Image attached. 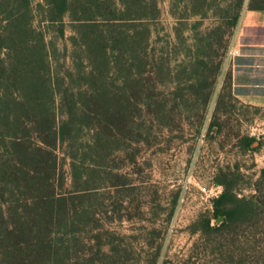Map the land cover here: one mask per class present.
I'll list each match as a JSON object with an SVG mask.
<instances>
[{"label": "trees", "instance_id": "16d2710c", "mask_svg": "<svg viewBox=\"0 0 264 264\" xmlns=\"http://www.w3.org/2000/svg\"><path fill=\"white\" fill-rule=\"evenodd\" d=\"M229 1L232 29L247 2L264 12V0ZM160 15L159 0H0V264H128V246L103 222L128 191L112 160L151 142L154 127L175 123L182 108L203 121L222 65L212 49L223 36L198 32L189 43L183 16L170 45L187 52L157 51L152 25ZM42 24L57 25L62 38L73 28L64 72ZM166 82L180 84L170 97L159 91ZM219 112L220 102L211 131L223 128ZM261 145L256 136L241 138L243 150ZM61 148L71 161L69 191ZM229 169L217 176L223 191L213 200L224 218L217 225L207 218L204 229L239 242L240 264H264V167L250 195L237 190L240 166L238 178Z\"/></svg>", "mask_w": 264, "mask_h": 264}, {"label": "rangeland", "instance_id": "374dc122", "mask_svg": "<svg viewBox=\"0 0 264 264\" xmlns=\"http://www.w3.org/2000/svg\"><path fill=\"white\" fill-rule=\"evenodd\" d=\"M229 4V0H159L161 15L152 25V42L157 51H170L179 57L187 52L185 44L170 45L175 36L176 16H183L186 19L181 28L185 37H190L189 43L198 32L201 37L216 30L218 39L223 36L212 49L213 57L222 59V65L203 121L195 112L182 108L175 123L154 127L157 137L151 142L134 144L112 160V164L120 165V181L129 182V192L123 206L117 196L121 207L111 213L113 218L106 217L103 222L116 241L128 246V264H240V243L225 241L203 226L207 218L212 219L213 225L219 223L213 200L223 191V186L216 182L222 170L227 172L230 167L234 178H238L239 165L243 175L238 179L237 190L250 195L264 167V111L257 112L242 103L260 107L264 104L247 103L235 93L232 65L237 59L230 58V50L237 28L232 29L226 18ZM247 8L248 2L242 12ZM195 9L201 10V14L194 15ZM42 19L38 16L36 23L40 24ZM42 25L48 39L58 46L53 52L55 67L64 72L71 64L73 28L68 25L62 38L57 25ZM192 50L196 52L197 48ZM166 83L159 85V91L161 96L170 97L180 84ZM219 102L220 112L216 116L223 128L211 131L210 123ZM246 134L256 136L262 142L260 148L243 150L241 138ZM64 152L61 148L60 161L64 189L69 191L73 189L71 161ZM131 152H137L136 159Z\"/></svg>", "mask_w": 264, "mask_h": 264}, {"label": "crops", "instance_id": "0c3cea01", "mask_svg": "<svg viewBox=\"0 0 264 264\" xmlns=\"http://www.w3.org/2000/svg\"><path fill=\"white\" fill-rule=\"evenodd\" d=\"M231 49L236 95L252 104H264V12L243 10ZM256 80V81H255ZM262 80V81H259Z\"/></svg>", "mask_w": 264, "mask_h": 264}, {"label": "built area", "instance_id": "2783aa9c", "mask_svg": "<svg viewBox=\"0 0 264 264\" xmlns=\"http://www.w3.org/2000/svg\"><path fill=\"white\" fill-rule=\"evenodd\" d=\"M230 54L232 56H238L240 54V51L238 49H231Z\"/></svg>", "mask_w": 264, "mask_h": 264}, {"label": "water", "instance_id": "95a60500", "mask_svg": "<svg viewBox=\"0 0 264 264\" xmlns=\"http://www.w3.org/2000/svg\"><path fill=\"white\" fill-rule=\"evenodd\" d=\"M223 218H224V217H223V216H221V217H219V218L217 219V221H218V222H220V221H222V220H223Z\"/></svg>", "mask_w": 264, "mask_h": 264}]
</instances>
